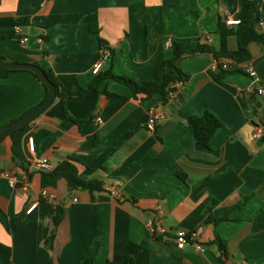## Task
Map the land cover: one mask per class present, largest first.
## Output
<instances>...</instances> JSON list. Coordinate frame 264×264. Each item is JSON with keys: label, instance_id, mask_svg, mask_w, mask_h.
<instances>
[{"label": "crops", "instance_id": "1", "mask_svg": "<svg viewBox=\"0 0 264 264\" xmlns=\"http://www.w3.org/2000/svg\"><path fill=\"white\" fill-rule=\"evenodd\" d=\"M102 40L112 52L95 75ZM178 44L186 80L167 103L113 79L89 90L108 72L155 80ZM0 60L39 65L65 95L0 144V173L17 184L0 177V264H264V95L247 91L264 87V0H0ZM46 99L29 73L0 77V132ZM152 108L166 114L154 133ZM207 112L222 123L210 148L187 122ZM41 158L78 161L103 190L70 191ZM199 228L204 250L178 249L177 231Z\"/></svg>", "mask_w": 264, "mask_h": 264}, {"label": "trees", "instance_id": "2", "mask_svg": "<svg viewBox=\"0 0 264 264\" xmlns=\"http://www.w3.org/2000/svg\"><path fill=\"white\" fill-rule=\"evenodd\" d=\"M102 48L103 51L109 50L110 52H112L103 40ZM205 52L213 53L216 55V58H218L219 54L213 48L205 46L199 47V49L194 53L196 54ZM185 55L186 52L182 45H176L175 59L173 61H164L158 70L156 79L153 81L139 82L130 77L117 76L114 75L112 72H108L97 76L95 81L91 84L89 90L97 89V86L103 80L113 79L121 84L130 87L133 92L134 99L137 102L150 99L158 95L162 98L163 103H167L171 99L170 92H177L178 90L172 88V85L180 81L184 83L186 80L185 73L178 67V63L184 58ZM41 69L45 72L49 80L55 85L57 92L56 98H61L62 103L65 106V95L61 92V84L59 83L58 79L51 72H48L43 68ZM14 72H25L33 75L45 87L48 97L49 92L47 86L34 73L30 71L0 70V77L6 78L9 74ZM66 115L69 116L68 113H66ZM70 118L77 123L85 122L73 119L72 117ZM187 122L189 127L192 129L197 142L206 148H210V142L212 138L214 137L217 130L222 127V123L220 122V120L215 115L209 112L205 113L203 116L190 117ZM78 164L79 162L73 159L65 160L59 163L55 167V169L51 171V175L56 179H65L67 181V186L70 191L85 190L89 191L92 194H94L95 192L102 191L103 186L99 181L85 180L79 175ZM126 200L127 198L125 197V201ZM108 264H129V259L126 256L124 260L120 263L109 262Z\"/></svg>", "mask_w": 264, "mask_h": 264}, {"label": "built area", "instance_id": "3", "mask_svg": "<svg viewBox=\"0 0 264 264\" xmlns=\"http://www.w3.org/2000/svg\"><path fill=\"white\" fill-rule=\"evenodd\" d=\"M241 21L240 20H233V19H229L227 21V24L229 25H237L240 24ZM18 34H20V30L17 29L16 31ZM28 41L27 37H20V42L22 44H25ZM111 56V52L109 50H104L103 51V55L100 61H98L95 65H94V69H93V73L95 75L99 74L101 71V68L103 66V64L110 59ZM236 64L237 65H241L242 66V70L248 74L249 76L256 78V71L255 69L250 65V63H243V64H239L236 62H232V60H225L221 63V69L224 71H228L231 69L232 64ZM215 66H219L218 61L215 62ZM184 83L182 81L177 82L175 84L172 85V88L174 89H179L181 86H183ZM247 91L249 93H257L260 96L264 95V87L260 86L259 88H257L256 90H254L253 88H248ZM176 94V91L170 92V98L172 99ZM166 117V114L161 111L158 110L156 108H152L149 110V120L147 123V128L148 131L151 133H154L159 125V123ZM98 122H102V119L100 117L97 118ZM254 137L257 139H263L264 138V123L259 125L255 131ZM29 149L31 152H34V140L31 138L29 140ZM35 166L37 167V169L39 170H43V171H53L55 169V166L48 160L45 158H41L38 159L35 162ZM0 177H5L9 180V183L11 185V187L16 188L17 184L16 181L10 177L9 174L7 173H0ZM109 192L111 193L112 196L116 197L119 201L124 202L125 201V197L122 195H119L114 189H109ZM76 201V200H75ZM35 208V205L31 206L27 212H31L33 209ZM151 226L152 223H150ZM153 232H157L158 229L153 228L152 229ZM203 232V228H199L196 231L193 232H189L186 230H179L176 233V245L178 247V249L183 250L185 249L187 246L189 245H193L198 251H203L204 250V245L200 242L199 238L201 236Z\"/></svg>", "mask_w": 264, "mask_h": 264}, {"label": "water", "instance_id": "4", "mask_svg": "<svg viewBox=\"0 0 264 264\" xmlns=\"http://www.w3.org/2000/svg\"><path fill=\"white\" fill-rule=\"evenodd\" d=\"M0 70H26L34 73L48 88L49 95L47 99L37 108L32 110L29 114L25 117L21 118L20 120L16 121L15 123L10 124L6 128H4L0 132V144L2 140L7 137L9 134L22 129L28 123L39 117L43 114L55 101L56 99V87L55 85L49 80L45 72L34 63H18L12 62L7 60H0Z\"/></svg>", "mask_w": 264, "mask_h": 264}]
</instances>
